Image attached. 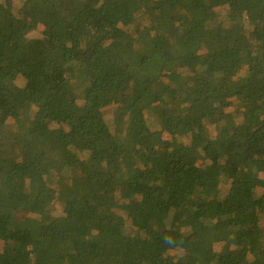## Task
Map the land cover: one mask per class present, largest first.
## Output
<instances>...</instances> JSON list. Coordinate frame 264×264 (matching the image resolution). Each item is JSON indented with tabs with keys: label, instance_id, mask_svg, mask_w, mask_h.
Segmentation results:
<instances>
[{
	"label": "trees",
	"instance_id": "trees-1",
	"mask_svg": "<svg viewBox=\"0 0 264 264\" xmlns=\"http://www.w3.org/2000/svg\"><path fill=\"white\" fill-rule=\"evenodd\" d=\"M0 5V264H264V0Z\"/></svg>",
	"mask_w": 264,
	"mask_h": 264
},
{
	"label": "rangeland",
	"instance_id": "rangeland-1",
	"mask_svg": "<svg viewBox=\"0 0 264 264\" xmlns=\"http://www.w3.org/2000/svg\"><path fill=\"white\" fill-rule=\"evenodd\" d=\"M1 11H2V5H0V14H1ZM9 32H10L9 28L5 25V22L0 17V44L7 45V42L9 41V38L13 34V33H11L8 36Z\"/></svg>",
	"mask_w": 264,
	"mask_h": 264
}]
</instances>
